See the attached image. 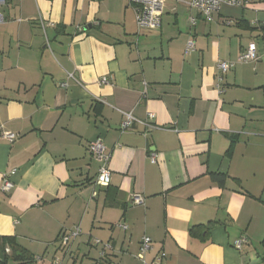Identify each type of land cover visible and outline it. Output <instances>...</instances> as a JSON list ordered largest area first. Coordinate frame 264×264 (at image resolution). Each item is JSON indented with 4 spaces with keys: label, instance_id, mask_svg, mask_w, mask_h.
I'll return each instance as SVG.
<instances>
[{
    "label": "crops",
    "instance_id": "crops-1",
    "mask_svg": "<svg viewBox=\"0 0 264 264\" xmlns=\"http://www.w3.org/2000/svg\"><path fill=\"white\" fill-rule=\"evenodd\" d=\"M247 1L208 21L169 0L161 27L140 30L128 0H9L0 132L19 137L0 134V236L35 264H99L96 239L112 244L110 264H141L144 236L154 264L161 251L162 264H264V0ZM251 42L260 58L239 62ZM96 138L111 153L108 186L95 183Z\"/></svg>",
    "mask_w": 264,
    "mask_h": 264
},
{
    "label": "built area",
    "instance_id": "built-area-1",
    "mask_svg": "<svg viewBox=\"0 0 264 264\" xmlns=\"http://www.w3.org/2000/svg\"><path fill=\"white\" fill-rule=\"evenodd\" d=\"M9 0H0V24L6 21V17L2 11V8L7 5ZM169 0H128L129 4L133 7L135 12V19L140 30H154L158 29L162 25L163 15L165 12L166 3ZM183 2L191 8L198 9L208 21L213 20V15L215 12H218L222 4H229L232 6L243 7L247 4V0H175ZM190 21L192 24L196 23V18L191 16ZM195 49V44L191 40L187 44L186 51H192ZM260 58L258 53L257 45L255 42H251L246 50L239 56V62H248L256 61ZM235 65L233 62L222 61L218 63V68L222 72L228 71ZM109 79L103 77L101 82L107 83ZM154 117V114L150 115ZM134 118L131 115H127L126 119L123 122L122 130L130 128ZM1 136L8 140L9 142H14L19 134L7 130H2L0 132ZM89 151L92 156L101 162V166L96 176L95 183L99 186H108L111 183L112 179V170L110 169V159L111 153L107 151L105 144L101 138H96L89 142L88 146ZM151 160L156 161L155 154H151ZM13 182L8 178L4 179L2 184V190L10 191L13 187ZM144 198L141 194L135 193L132 196V203L134 204H143ZM121 227L127 229L126 224H121ZM81 234V229L76 227L72 230H69L62 234L60 237V246L67 248L72 241H74ZM247 237L242 236L234 242V246L238 249H241L242 246L247 242ZM95 244L101 246L100 255L101 257L105 256L107 252L113 249L112 244L109 241H102L100 239L95 240ZM152 238L149 236H144L138 253V258L141 261V264H154L149 262L146 258L147 252L151 249ZM167 254L163 251L159 252L155 257L156 264H162V261L165 259ZM55 264H63L61 257H57L54 260Z\"/></svg>",
    "mask_w": 264,
    "mask_h": 264
},
{
    "label": "trees",
    "instance_id": "trees-1",
    "mask_svg": "<svg viewBox=\"0 0 264 264\" xmlns=\"http://www.w3.org/2000/svg\"><path fill=\"white\" fill-rule=\"evenodd\" d=\"M214 177L221 184L225 182L226 176L223 174H217ZM198 228H201V226ZM194 230L195 228L191 231L193 232ZM109 252H107V254L103 257L100 255L98 260L99 264H110ZM35 261V255L32 254L26 247L22 246L15 236H0V264H35Z\"/></svg>",
    "mask_w": 264,
    "mask_h": 264
},
{
    "label": "rangeland",
    "instance_id": "rangeland-1",
    "mask_svg": "<svg viewBox=\"0 0 264 264\" xmlns=\"http://www.w3.org/2000/svg\"><path fill=\"white\" fill-rule=\"evenodd\" d=\"M121 3H122V2H120V4H121ZM180 9H181V11H182V10H184L185 8L181 7ZM136 24H137V23H136ZM137 27H138V25H137Z\"/></svg>",
    "mask_w": 264,
    "mask_h": 264
}]
</instances>
